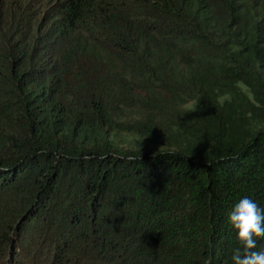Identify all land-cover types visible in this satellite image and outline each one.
Returning a JSON list of instances; mask_svg holds the SVG:
<instances>
[{"label": "trees", "instance_id": "1", "mask_svg": "<svg viewBox=\"0 0 264 264\" xmlns=\"http://www.w3.org/2000/svg\"><path fill=\"white\" fill-rule=\"evenodd\" d=\"M246 196L264 0H0V264H232Z\"/></svg>", "mask_w": 264, "mask_h": 264}, {"label": "clouds", "instance_id": "2", "mask_svg": "<svg viewBox=\"0 0 264 264\" xmlns=\"http://www.w3.org/2000/svg\"><path fill=\"white\" fill-rule=\"evenodd\" d=\"M226 222L238 242L232 249V264H264V247H258V241L264 240V208L243 197L227 213Z\"/></svg>", "mask_w": 264, "mask_h": 264}, {"label": "rangeland", "instance_id": "3", "mask_svg": "<svg viewBox=\"0 0 264 264\" xmlns=\"http://www.w3.org/2000/svg\"><path fill=\"white\" fill-rule=\"evenodd\" d=\"M188 106H191V107H192V106H194V104H193V103H191L190 105L188 104Z\"/></svg>", "mask_w": 264, "mask_h": 264}]
</instances>
